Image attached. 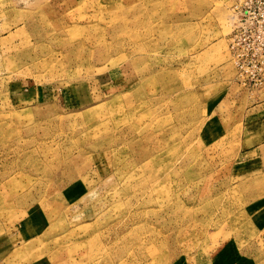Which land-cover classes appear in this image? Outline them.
I'll list each match as a JSON object with an SVG mask.
<instances>
[{"label":"rangeland","instance_id":"1","mask_svg":"<svg viewBox=\"0 0 264 264\" xmlns=\"http://www.w3.org/2000/svg\"><path fill=\"white\" fill-rule=\"evenodd\" d=\"M259 7L0 0V264H264Z\"/></svg>","mask_w":264,"mask_h":264},{"label":"built area","instance_id":"2","mask_svg":"<svg viewBox=\"0 0 264 264\" xmlns=\"http://www.w3.org/2000/svg\"><path fill=\"white\" fill-rule=\"evenodd\" d=\"M255 1L257 4H260L259 9H261L264 6V0H252V2ZM256 20L258 22L259 25H261L258 29V31L260 34L263 33L264 34V13L260 14L259 17L255 16ZM255 30V29H254ZM253 67L255 68V70L253 71V79L255 77H257V75H262L260 72L263 71V67L259 66L258 62H256V64L253 65Z\"/></svg>","mask_w":264,"mask_h":264},{"label":"crops","instance_id":"3","mask_svg":"<svg viewBox=\"0 0 264 264\" xmlns=\"http://www.w3.org/2000/svg\"><path fill=\"white\" fill-rule=\"evenodd\" d=\"M263 110H264V103H263ZM259 115H261V114H259Z\"/></svg>","mask_w":264,"mask_h":264}]
</instances>
